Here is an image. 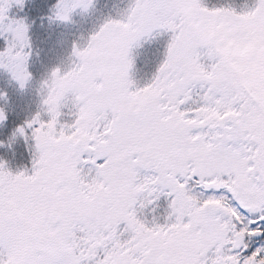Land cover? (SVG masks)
Listing matches in <instances>:
<instances>
[{
  "label": "snow or ice",
  "instance_id": "1",
  "mask_svg": "<svg viewBox=\"0 0 264 264\" xmlns=\"http://www.w3.org/2000/svg\"><path fill=\"white\" fill-rule=\"evenodd\" d=\"M24 2L0 0V69L21 89ZM94 3L59 0L54 19ZM164 35L141 85L134 49ZM73 56L17 130L31 170L0 161V264H264V0H131Z\"/></svg>",
  "mask_w": 264,
  "mask_h": 264
},
{
  "label": "trees",
  "instance_id": "2",
  "mask_svg": "<svg viewBox=\"0 0 264 264\" xmlns=\"http://www.w3.org/2000/svg\"><path fill=\"white\" fill-rule=\"evenodd\" d=\"M58 3L59 0H25L22 7L13 5L10 11L14 19H24L29 25L32 44L28 66L32 79L24 89L19 87L10 73L0 69V109L7 116L0 123V144L3 145L0 146V161H6L13 172L31 170L34 141H26L17 130L41 111L43 82L57 68L70 70L75 59L74 46L86 45L90 36L108 19H120L131 0H95L94 7L86 12L88 20L78 19L74 14L71 22L67 23L54 19ZM205 3L210 8L233 7L243 11L251 7L254 0H205ZM158 38L143 51L146 63L141 62L137 67L143 80H151L164 59L169 37L164 35ZM4 47L5 41L0 38V50ZM65 119L70 122L71 117Z\"/></svg>",
  "mask_w": 264,
  "mask_h": 264
},
{
  "label": "rangeland",
  "instance_id": "3",
  "mask_svg": "<svg viewBox=\"0 0 264 264\" xmlns=\"http://www.w3.org/2000/svg\"><path fill=\"white\" fill-rule=\"evenodd\" d=\"M74 14L77 15V18L78 19H83V20H88L89 19L88 15L85 12H83L82 10H79L78 9L75 13H73V15ZM157 38L158 37H156V38H154V39H152L150 41L142 42V47L137 48V49H134L133 55L135 57V68L133 70V76L137 80V82L140 83L141 85L147 84L148 82H150V80H143V79H141V77H140L141 76V74H140L141 71L137 67H139V65L141 64V62L146 63L144 61V57L142 56L144 54L143 51L145 50V48L148 45H151L154 40L156 41V40L159 39V38L158 39ZM83 46H85V44Z\"/></svg>",
  "mask_w": 264,
  "mask_h": 264
}]
</instances>
